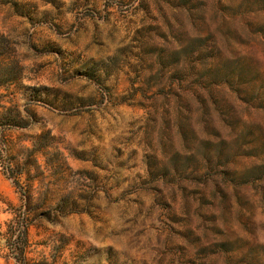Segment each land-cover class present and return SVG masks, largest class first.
Here are the masks:
<instances>
[{
    "label": "rangeland",
    "instance_id": "1",
    "mask_svg": "<svg viewBox=\"0 0 264 264\" xmlns=\"http://www.w3.org/2000/svg\"><path fill=\"white\" fill-rule=\"evenodd\" d=\"M0 40V264H264V0H0Z\"/></svg>",
    "mask_w": 264,
    "mask_h": 264
},
{
    "label": "trees",
    "instance_id": "2",
    "mask_svg": "<svg viewBox=\"0 0 264 264\" xmlns=\"http://www.w3.org/2000/svg\"><path fill=\"white\" fill-rule=\"evenodd\" d=\"M7 46H4L3 42L0 40V61H1V57H4L8 54V50L6 49ZM18 66H16L14 63H9V64H5V65H0V78L4 77V80H0V86L1 87H11L14 83H15V77H16V73H18L17 71ZM3 116V115H2ZM1 116V118H2ZM7 119V118H5ZM12 121H15V123H9V125H11V127H25L24 124H21V120L23 121V118H21L19 115L16 114L15 115H9V118ZM33 152H34V158L36 160V162L38 163V155L40 153L44 154L43 151L39 150L36 148H32ZM18 167L21 169L19 170V172H17V174L15 175L17 177V179H20L23 176V171H22V165H18Z\"/></svg>",
    "mask_w": 264,
    "mask_h": 264
}]
</instances>
